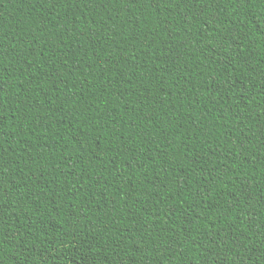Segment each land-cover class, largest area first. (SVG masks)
Listing matches in <instances>:
<instances>
[{"label": "trees", "instance_id": "trees-1", "mask_svg": "<svg viewBox=\"0 0 264 264\" xmlns=\"http://www.w3.org/2000/svg\"><path fill=\"white\" fill-rule=\"evenodd\" d=\"M0 264H264V0H0Z\"/></svg>", "mask_w": 264, "mask_h": 264}, {"label": "snow or ice", "instance_id": "snow-or-ice-1", "mask_svg": "<svg viewBox=\"0 0 264 264\" xmlns=\"http://www.w3.org/2000/svg\"><path fill=\"white\" fill-rule=\"evenodd\" d=\"M236 2H238L243 8V7H246L248 4L252 3L253 0H236ZM236 206L238 205H234L233 207L235 208Z\"/></svg>", "mask_w": 264, "mask_h": 264}]
</instances>
